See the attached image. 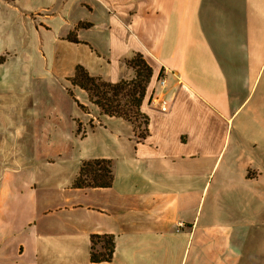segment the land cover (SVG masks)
<instances>
[{
    "label": "crops",
    "instance_id": "1",
    "mask_svg": "<svg viewBox=\"0 0 264 264\" xmlns=\"http://www.w3.org/2000/svg\"><path fill=\"white\" fill-rule=\"evenodd\" d=\"M16 1L68 55L66 91L89 111L69 96L50 130L33 101L0 105V264H240L264 198V0H149L143 139L68 81L77 65L123 80L134 15L113 0ZM91 160L111 162L112 185L73 188ZM93 236L113 237L111 260L92 262Z\"/></svg>",
    "mask_w": 264,
    "mask_h": 264
},
{
    "label": "rangeland",
    "instance_id": "2",
    "mask_svg": "<svg viewBox=\"0 0 264 264\" xmlns=\"http://www.w3.org/2000/svg\"><path fill=\"white\" fill-rule=\"evenodd\" d=\"M148 4L149 0H113L109 5L110 12L119 18L134 15L136 27L131 25L129 29L136 32L138 51L125 62L123 72L126 77L123 80L131 82L138 70L142 72L141 83L146 87L140 107L142 116H147L143 107L154 67L148 49ZM19 6L21 2L16 0H0V105H16L15 102L24 99L33 101L34 106H39L40 114L45 116L46 128L59 129L61 126L56 117L65 119L73 112V102L66 91L68 83L65 76L70 74L67 71L68 55L60 44L54 42L53 34L40 35L38 31L44 30L35 19L28 20ZM147 67L152 69L150 79L145 76ZM85 109L84 112L89 111ZM141 117L133 120L132 124L138 136L145 131V121ZM80 133L84 134L81 128ZM257 214L258 222L247 237L240 264H264V198ZM96 246L101 244L96 243Z\"/></svg>",
    "mask_w": 264,
    "mask_h": 264
},
{
    "label": "trees",
    "instance_id": "3",
    "mask_svg": "<svg viewBox=\"0 0 264 264\" xmlns=\"http://www.w3.org/2000/svg\"><path fill=\"white\" fill-rule=\"evenodd\" d=\"M67 40L73 43H80L76 35L69 36ZM151 75L152 69L147 67V74L145 76L149 78ZM142 76V72L138 70L135 79L131 82L121 80L117 83H111L100 76H91L83 66L77 65L74 75L69 78L68 81L73 87L84 90L88 95L89 101L100 110L101 114L108 117L121 118L133 124V120L142 116L140 114V107L144 100L146 90V87L141 83ZM68 94L81 110H86L69 89ZM142 117L141 118L145 121V131L143 135H139L140 139L145 138L148 134V117L145 115ZM78 132L80 133V128ZM112 182L113 174L111 162L107 160H91L82 163L80 172L75 178L72 187L106 188L110 187ZM91 239L92 262L100 263L111 260L115 247L113 237L93 236ZM96 243L101 244V248L104 249V252H97Z\"/></svg>",
    "mask_w": 264,
    "mask_h": 264
},
{
    "label": "built area",
    "instance_id": "4",
    "mask_svg": "<svg viewBox=\"0 0 264 264\" xmlns=\"http://www.w3.org/2000/svg\"><path fill=\"white\" fill-rule=\"evenodd\" d=\"M169 75H174V73L162 66L157 79V83L161 88L164 89L167 86V77ZM152 108L162 113H167L169 112L170 104L163 95H160L152 101Z\"/></svg>",
    "mask_w": 264,
    "mask_h": 264
}]
</instances>
